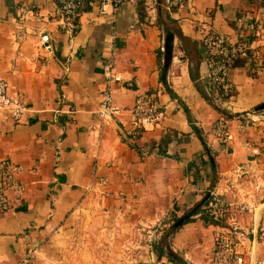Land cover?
<instances>
[{
  "label": "crops",
  "instance_id": "crops-1",
  "mask_svg": "<svg viewBox=\"0 0 264 264\" xmlns=\"http://www.w3.org/2000/svg\"><path fill=\"white\" fill-rule=\"evenodd\" d=\"M201 22L246 45L229 72V103L207 78ZM73 25L53 0H0V76L30 107L21 122L0 111V159L22 165L27 184L25 198L0 217V264H17L34 246L41 248L37 264H175L153 245L174 216L202 204L208 192L234 205L225 226L197 215L169 237L172 250L189 264H210L216 238L226 232L253 264L263 263L252 256L246 232L259 228L264 213V69L257 66L264 61V6L141 0L112 14L93 3ZM168 31L166 64L157 51ZM113 58L115 104L127 109L151 93L166 112L137 140L127 111L99 129ZM220 118L234 136L229 143L218 136ZM242 204L250 210H239Z\"/></svg>",
  "mask_w": 264,
  "mask_h": 264
},
{
  "label": "built area",
  "instance_id": "built-area-1",
  "mask_svg": "<svg viewBox=\"0 0 264 264\" xmlns=\"http://www.w3.org/2000/svg\"><path fill=\"white\" fill-rule=\"evenodd\" d=\"M59 11L65 16L70 26L73 27L74 20L82 10L93 3L97 4L102 13L108 8L115 14L124 4L136 5L141 0H53ZM245 19L239 18V23L244 24ZM200 41L206 50V63L208 66L207 78L216 90L219 98L229 103L235 94L233 83L229 80V72L234 59L246 51L243 42L233 43L220 32L212 30L207 22H201L197 26ZM42 41L49 47V38L42 36ZM259 58V53H253ZM258 69H264V61L258 62ZM115 59L113 58L105 67L106 83L101 92V102L97 111L99 129L110 125L121 113L127 111L132 117L131 137L135 140L141 135L159 126L166 117V112L159 98L155 94L147 93L137 97L130 108H121L114 102L113 82L116 79L114 73ZM30 107L25 99L12 93L9 82L0 76V111L7 112L15 121L21 122ZM218 136L224 143H229L234 136L229 130L227 121L220 118L215 125ZM24 172L23 166L11 158L0 159V217L25 198L27 184L21 178ZM30 175H35V167L28 169ZM234 205L228 203L221 195L212 193L208 199V209L211 217L220 221L227 217L233 210ZM242 212L249 211L250 205H239ZM39 246H34L30 252L17 264H34L37 260ZM252 259L245 251L239 248L237 241L231 233L219 234L215 241V248L210 264H253ZM258 264V263H254ZM264 264V263H261Z\"/></svg>",
  "mask_w": 264,
  "mask_h": 264
},
{
  "label": "trees",
  "instance_id": "trees-1",
  "mask_svg": "<svg viewBox=\"0 0 264 264\" xmlns=\"http://www.w3.org/2000/svg\"><path fill=\"white\" fill-rule=\"evenodd\" d=\"M259 1L260 4L264 6V0ZM164 48V51L159 49L157 53L159 57L164 55L165 63L168 64L171 60L173 50V34L170 33V31L167 32V36L165 37ZM167 90H169L172 96L175 97V93L168 85ZM211 161L213 162L212 158ZM197 215H200L206 225L225 226L226 218L220 221H216L211 217L208 209V201L204 204H201V202L197 203L195 206L187 210L182 216H174L172 219L173 222L171 223L170 227L165 231V234L163 235L162 239L154 243V250L160 259L163 256H167L175 264H189L184 258H182L179 254L175 253L172 250L169 237L175 234L183 225L193 222L195 220V216Z\"/></svg>",
  "mask_w": 264,
  "mask_h": 264
},
{
  "label": "rangeland",
  "instance_id": "rangeland-1",
  "mask_svg": "<svg viewBox=\"0 0 264 264\" xmlns=\"http://www.w3.org/2000/svg\"><path fill=\"white\" fill-rule=\"evenodd\" d=\"M246 236L250 240V251L253 253L252 256L258 261L264 263V213L260 221L259 228L255 229L254 232H246ZM40 252V251H39ZM38 260V259H37ZM37 260L34 264H37ZM135 264H144L143 262H136Z\"/></svg>",
  "mask_w": 264,
  "mask_h": 264
},
{
  "label": "water",
  "instance_id": "water-1",
  "mask_svg": "<svg viewBox=\"0 0 264 264\" xmlns=\"http://www.w3.org/2000/svg\"><path fill=\"white\" fill-rule=\"evenodd\" d=\"M260 110H264V105H261L259 107ZM211 196V192H208L207 195L203 198L202 200V204L206 203L208 201V199L210 198Z\"/></svg>",
  "mask_w": 264,
  "mask_h": 264
}]
</instances>
